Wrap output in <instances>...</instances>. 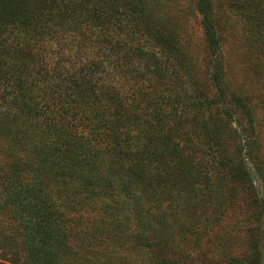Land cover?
Here are the masks:
<instances>
[{"label": "trees", "instance_id": "16d2710c", "mask_svg": "<svg viewBox=\"0 0 264 264\" xmlns=\"http://www.w3.org/2000/svg\"><path fill=\"white\" fill-rule=\"evenodd\" d=\"M218 2L0 0V105L26 125L12 139L32 174L29 188L4 191L3 199L21 211L20 239L12 237L27 264H58L61 254L70 264L97 256L121 264L104 258L107 244L134 247L138 264H259L264 201L252 173L264 184L263 142L248 96L227 81ZM251 2L264 28V0L242 7ZM187 3L199 14L209 96L183 38L184 16L174 12ZM63 46L73 54L63 56ZM50 57L61 68L46 67ZM239 195L252 207L242 225L251 253H236L230 229H219L209 236L223 247L216 257L193 258L211 220ZM93 200L128 211L134 227L113 220L99 242L88 229L72 252L66 225L75 218L66 214ZM126 254L124 264H134Z\"/></svg>", "mask_w": 264, "mask_h": 264}, {"label": "rangeland", "instance_id": "374dc122", "mask_svg": "<svg viewBox=\"0 0 264 264\" xmlns=\"http://www.w3.org/2000/svg\"><path fill=\"white\" fill-rule=\"evenodd\" d=\"M218 1V5L220 6H218V11L221 15L219 35L221 38L220 42L227 81H229L233 88H238L237 92L248 96V105L251 106L254 111L253 126L259 136V141L261 140L263 142L262 155L264 156V28H259V26H257V21H259V19L256 17V10L253 9V2L248 4L246 8H243L242 4L246 0ZM183 8L179 6L176 8L178 11L174 10V12L176 14L182 13L184 16L183 21H185V23L181 24V30L185 32L183 38L185 42L188 43L189 51L192 54L193 58H191V62L196 67L195 70L197 72L199 86L202 84L201 87L204 88L205 94L209 96L213 93V89L208 79L207 68H209V59L206 54V46L199 24V14L194 3H187ZM60 51H63L62 54H64L63 56L65 57L70 53L73 54V52L67 51L64 46ZM54 61H56L54 57L53 60L52 57H50L46 67L53 70H57V67L61 68L60 63L55 65ZM54 72L56 73V71ZM124 79L126 83L131 82L128 78ZM140 103L144 105L143 101ZM0 110L2 111L0 115V193H2L0 194V262L7 264H27L29 261L25 259V253L22 250L24 247L23 243L16 244L12 237L16 234V238L20 239V237L18 238L17 236L19 231L17 232L16 229L21 220L19 215L21 211L15 206L9 205V202L5 204V200L3 199L6 198V193H4V191L10 189L24 190L29 188L31 184L32 174H30L28 168L24 166L23 162L25 160H22L24 153L18 154V147L15 148L13 146L12 139L14 131L20 128L23 129L26 125L21 117L17 118V113L11 106H8L7 103L2 105ZM240 121L244 124V119L240 118L239 122ZM26 129L28 128L24 129V133L27 131ZM252 177L254 186L256 187L255 189L264 201V184L259 181L257 175H254V173H252ZM47 186V189L50 188L51 190V200L58 203L59 198L55 194V183L50 180ZM239 190L241 191V189ZM8 201H10V197H8ZM101 201L102 200H93L78 211L66 214V216L73 215L75 218L74 221L72 219L70 222L68 221L66 225L67 235L69 236L67 243L69 247L73 248L70 251L74 252L78 250V243H81L80 241L82 240L80 238L87 237L88 233H85L88 232V229L93 231L92 229L95 228L93 238L97 237L96 240L88 238V241L92 240L93 242V240H95L99 242L107 236L101 229L110 227V222L113 220L125 217L128 219V223L131 224V229L134 227L135 221L132 216L128 214V211H122L118 208L115 209L114 206L108 209V206H105ZM244 201L242 196L239 195L236 199L234 198L224 203L226 207L224 213H220L219 216L211 220L212 224L206 229L207 233L205 237H203L200 242L196 243L195 249L191 250L193 258H197L203 253L211 258V256H215V254L219 253L223 247L216 243L217 240H209V236L215 235V238H217L219 237V232L226 229H230V234H232L234 237L233 239H235L233 247H235L236 253L240 255L251 253V248L246 244V239L242 238L245 233V228H242V225L248 223L249 218L247 209L251 206H247ZM109 203L112 204V201H109ZM3 206L4 208L7 207V210L3 209ZM104 218L105 225L102 223V219ZM250 221H252V218ZM260 227L263 233L264 214L261 216ZM78 232L84 234L78 235ZM86 239L83 238V241ZM107 247L108 250L104 252V258H107L110 262L126 263L128 259L126 253L129 255L134 254V264H138L140 259H142V253H139L134 247H119V245L112 247L110 244H107ZM258 249V262L259 264H264V238L262 237L258 242L257 251ZM136 251L138 253L137 256ZM61 252H63V250H61ZM253 252H256V250H252V253ZM164 253L167 255L168 251H164ZM101 257L102 256L88 258H90L92 264H99L98 262L102 260L100 259ZM201 257H204V255ZM131 260H133V257ZM60 262L62 264L71 263L67 256L64 255L63 258L62 254L58 257V264H60Z\"/></svg>", "mask_w": 264, "mask_h": 264}]
</instances>
